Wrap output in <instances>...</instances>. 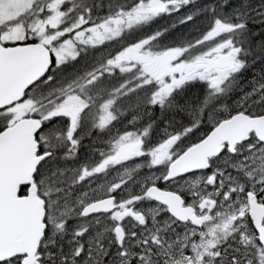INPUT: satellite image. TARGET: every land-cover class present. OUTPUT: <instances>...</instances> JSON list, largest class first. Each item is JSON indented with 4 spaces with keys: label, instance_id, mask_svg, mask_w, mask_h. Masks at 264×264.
Returning <instances> with one entry per match:
<instances>
[{
    "label": "snow or ice",
    "instance_id": "obj_1",
    "mask_svg": "<svg viewBox=\"0 0 264 264\" xmlns=\"http://www.w3.org/2000/svg\"><path fill=\"white\" fill-rule=\"evenodd\" d=\"M0 12V264H264V0Z\"/></svg>",
    "mask_w": 264,
    "mask_h": 264
},
{
    "label": "rangeland",
    "instance_id": "obj_2",
    "mask_svg": "<svg viewBox=\"0 0 264 264\" xmlns=\"http://www.w3.org/2000/svg\"><path fill=\"white\" fill-rule=\"evenodd\" d=\"M2 15H3V13L0 12V16H2ZM157 22H159V21H157ZM151 27H152V25H151ZM151 27H150V30H151ZM146 30H147V27H146V26H144L143 28L140 29L141 32L146 31ZM154 43H162V40L155 41ZM241 75H242V76H246V75H248V74L241 73ZM241 83H243V80H242ZM230 95H231V94H230ZM185 98H186V96H185V97H182V98H179V99L177 100V102H178V103H183V101H184ZM229 102H230V101H229Z\"/></svg>",
    "mask_w": 264,
    "mask_h": 264
},
{
    "label": "flooded vegetation",
    "instance_id": "obj_3",
    "mask_svg": "<svg viewBox=\"0 0 264 264\" xmlns=\"http://www.w3.org/2000/svg\"><path fill=\"white\" fill-rule=\"evenodd\" d=\"M146 26H148L147 30H149V29H150L149 27H151V25H146ZM196 102H197V99H192V100L190 101V103L193 104V105H195ZM226 103H230V102L227 101ZM147 206H151V205H147Z\"/></svg>",
    "mask_w": 264,
    "mask_h": 264
},
{
    "label": "trees",
    "instance_id": "obj_4",
    "mask_svg": "<svg viewBox=\"0 0 264 264\" xmlns=\"http://www.w3.org/2000/svg\"><path fill=\"white\" fill-rule=\"evenodd\" d=\"M156 23H159V22H156ZM147 28H148V26H146ZM178 27H181V26H178ZM150 28V27H149ZM150 30V29H149ZM167 35H169V34H166V37H167ZM164 41H162V43H163ZM240 82H242V80L240 81Z\"/></svg>",
    "mask_w": 264,
    "mask_h": 264
}]
</instances>
